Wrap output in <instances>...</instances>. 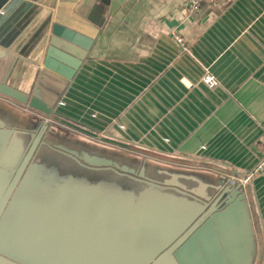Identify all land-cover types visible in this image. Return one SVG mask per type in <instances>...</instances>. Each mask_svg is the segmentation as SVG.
Listing matches in <instances>:
<instances>
[{"label": "crops", "instance_id": "0c3cea01", "mask_svg": "<svg viewBox=\"0 0 264 264\" xmlns=\"http://www.w3.org/2000/svg\"><path fill=\"white\" fill-rule=\"evenodd\" d=\"M85 1L0 0V47L20 58L17 88L30 81L24 73L49 25L93 39L59 105L57 122L75 142L64 135L58 143L84 148L77 143L85 138L223 178L254 172L264 160V0H200L196 14L187 12L189 0H126L98 24ZM205 74L215 87L204 84ZM244 193L254 264H264V169Z\"/></svg>", "mask_w": 264, "mask_h": 264}, {"label": "water", "instance_id": "95a60500", "mask_svg": "<svg viewBox=\"0 0 264 264\" xmlns=\"http://www.w3.org/2000/svg\"><path fill=\"white\" fill-rule=\"evenodd\" d=\"M125 1L86 0L90 21ZM92 45L68 26L49 25L24 89L12 83L19 56L0 47V100L35 117L26 129L0 117V264H254L253 225L236 178L203 183L160 173L154 181L143 167L58 143L60 101Z\"/></svg>", "mask_w": 264, "mask_h": 264}, {"label": "rangeland", "instance_id": "374dc122", "mask_svg": "<svg viewBox=\"0 0 264 264\" xmlns=\"http://www.w3.org/2000/svg\"><path fill=\"white\" fill-rule=\"evenodd\" d=\"M8 108L10 109H6L5 104L0 103V117L12 124L15 128L26 129L25 126L27 125L28 121L30 120L31 122H33V120L35 119V117L31 114H25L23 112L19 113L18 111H13L11 107ZM18 115L23 116V119H19L21 116L19 117ZM52 130L57 131L62 136L69 135V137L71 138L72 132L70 133V131L65 127L53 125ZM52 142L57 141L53 140ZM82 142L83 145H81V143H77V145L79 144L85 149L96 151L99 154L109 156L110 160L117 163L120 167H143L146 177L150 180L159 181L160 173H172L186 177L197 178L203 183H216L218 182L220 177L223 178V174L211 168L197 167L194 165L175 164L169 160L165 161L164 159L148 157L146 154H142L133 150H127L121 147L104 148L103 146L90 142L89 139L85 138L82 140Z\"/></svg>", "mask_w": 264, "mask_h": 264}, {"label": "built area", "instance_id": "2783aa9c", "mask_svg": "<svg viewBox=\"0 0 264 264\" xmlns=\"http://www.w3.org/2000/svg\"><path fill=\"white\" fill-rule=\"evenodd\" d=\"M199 9H200V0H189L188 6H187V12L189 14H196L199 11ZM173 39L182 51L184 52L188 51V48L184 40L178 34H173ZM203 82L210 88H213L217 85V81L215 80V78L209 74L204 75ZM262 130L264 132V125L262 126ZM263 166H264V160L258 165V167L256 168L254 172H262L264 169ZM254 172L244 175L243 177L234 175V176H231L230 179L236 178L238 182L241 184L242 188L245 189L248 182L252 179Z\"/></svg>", "mask_w": 264, "mask_h": 264}, {"label": "flooded vegetation", "instance_id": "af4514ba", "mask_svg": "<svg viewBox=\"0 0 264 264\" xmlns=\"http://www.w3.org/2000/svg\"><path fill=\"white\" fill-rule=\"evenodd\" d=\"M6 148H7V147H5L4 150H6ZM162 180H163V178H160V181H162Z\"/></svg>", "mask_w": 264, "mask_h": 264}]
</instances>
